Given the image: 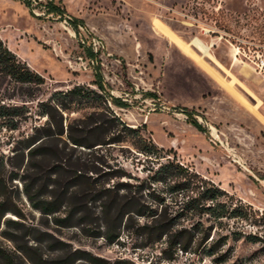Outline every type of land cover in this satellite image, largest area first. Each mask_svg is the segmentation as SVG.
Returning a JSON list of instances; mask_svg holds the SVG:
<instances>
[{"label": "rangeland", "instance_id": "374dc122", "mask_svg": "<svg viewBox=\"0 0 264 264\" xmlns=\"http://www.w3.org/2000/svg\"><path fill=\"white\" fill-rule=\"evenodd\" d=\"M50 1L62 15L48 14ZM192 6L0 0L1 40L45 80L32 102L0 92V104L30 110L17 130L0 126V264H264V0L211 2L210 19ZM95 81L116 116L163 150L160 163L188 168L241 215L179 216L183 194L151 183L157 163L128 142L90 151L64 135L30 156L40 141L25 140L45 122L36 103ZM91 112L65 114V129ZM44 201L61 207L46 215Z\"/></svg>", "mask_w": 264, "mask_h": 264}, {"label": "trees", "instance_id": "16d2710c", "mask_svg": "<svg viewBox=\"0 0 264 264\" xmlns=\"http://www.w3.org/2000/svg\"><path fill=\"white\" fill-rule=\"evenodd\" d=\"M216 1L190 0L194 4L190 8L193 17L212 18L215 12L209 11L205 6ZM25 5L29 8L28 3ZM49 6L48 14H52L54 17L63 14V10L59 11V8L51 1ZM70 21L75 30L78 24L82 23L76 19ZM89 54L93 56L92 52ZM44 85V78L10 51L0 38V92L11 86L13 92H19L22 102H32L41 94ZM92 85H96L97 88L76 85L64 91L57 90L50 93L46 100L36 103L35 114L45 118V122L42 126L34 127L33 134L25 140V148H29L40 141V145L29 152L30 156L43 154L48 145L54 144L57 139L64 135L70 144L90 151L128 142L139 153L157 163V167L150 177L151 183L163 185L171 195L183 194L185 201L182 203L179 216L183 213L185 215H207L218 221L241 215L235 209H230L220 202L223 196L221 190L203 182L188 168L181 166L175 160L166 159L165 162L160 163V160L165 158L163 150L141 133L142 128L129 127L116 116L110 107V103L114 104L116 100L105 92L101 83L95 81ZM86 110L92 112L86 115L80 128L67 125V129H65L64 123L67 116ZM179 110L185 115H191V111L187 108H180ZM29 113L30 110L25 104H0V126L8 130H17L20 122L26 119ZM191 123L197 130L203 132L196 121ZM35 205L46 215L56 213L61 207V203H57V201H44ZM128 212H130L129 209L122 214ZM137 212L139 213V211ZM3 213L4 210L0 204V220ZM54 221L57 223L64 222V220L58 219Z\"/></svg>", "mask_w": 264, "mask_h": 264}, {"label": "bare ground", "instance_id": "6f19581e", "mask_svg": "<svg viewBox=\"0 0 264 264\" xmlns=\"http://www.w3.org/2000/svg\"><path fill=\"white\" fill-rule=\"evenodd\" d=\"M159 25H161V24H159ZM158 28H159V27H158ZM162 28H163V27H162ZM159 30H160V29H159ZM163 32H164V31H163ZM168 32H169V31H168ZM166 34H167V32H166ZM170 34H171V33H170ZM170 34H169V36H170L171 38H173V36L170 35ZM198 43H199V42H194V44H196V45H197L202 51L205 52L206 49L202 47L203 45L201 46V45H199Z\"/></svg>", "mask_w": 264, "mask_h": 264}, {"label": "crops", "instance_id": "0c3cea01", "mask_svg": "<svg viewBox=\"0 0 264 264\" xmlns=\"http://www.w3.org/2000/svg\"><path fill=\"white\" fill-rule=\"evenodd\" d=\"M176 43V42H175ZM177 44V43H176ZM178 45V44H177ZM178 47H179V45H178ZM180 48V47H179ZM181 49V48H180ZM182 50V49H181ZM181 53V55H183V56H185V54H183L182 52H180Z\"/></svg>", "mask_w": 264, "mask_h": 264}]
</instances>
